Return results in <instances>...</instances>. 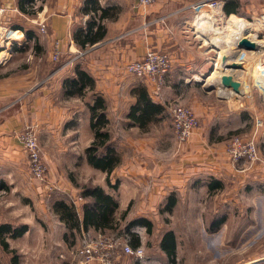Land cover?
<instances>
[{"label": "crops", "instance_id": "0c3cea01", "mask_svg": "<svg viewBox=\"0 0 264 264\" xmlns=\"http://www.w3.org/2000/svg\"><path fill=\"white\" fill-rule=\"evenodd\" d=\"M208 1L216 6L204 4ZM22 2L27 10L33 12V37L38 38L49 64L42 67L33 62L28 70L21 71L24 72L22 74L13 73L12 69L0 75V188H8L6 183L11 180V184L22 180L28 163L18 136L33 128L44 148L50 180L57 183L59 180L55 176L56 161H67L68 157H74V152H84L82 157L87 170L99 174L101 178L99 183L93 182V187H102L119 203L115 214L116 225L121 228L122 221L139 219L151 223V233L147 223L135 225L131 232L138 237V247H144L145 252L147 246L153 243L155 258L168 260L160 248L167 232L173 231L176 235V263L181 240L189 238L181 234L183 230L179 227L163 228L162 224L157 227V221L147 211H160L161 215H173L176 211H208L204 215L206 219L204 216L199 218L202 229L200 225L198 230L194 228L193 235L197 232L196 238L210 253L215 255L217 248H224V258L234 259L243 255L238 258L237 264H264V165L250 167L242 162L234 165L226 153L228 136H250L247 135L253 123L250 116L257 105L255 101H247L244 95H233L231 90H220L219 87L215 95L206 90V86L221 85L220 81L211 85L208 83L218 71L216 67L220 60L210 62L215 61L219 52L214 47L220 49L217 55L222 57L231 53L235 46L226 47L223 41H216L214 31L212 34L200 32H210L207 28L213 23L202 18L203 14L218 16L225 23L224 28L230 27L232 17L247 23L258 18L264 22V0H157L149 8L139 6L137 0H0V23L4 28L14 25V30L20 29L21 23L17 18L28 15L20 9ZM35 3H38V9L34 8ZM225 3L231 10L230 14L224 10ZM197 6L200 8L198 12ZM200 21L207 22V25L202 27ZM90 22L93 31L103 26L105 36L102 41L83 49L77 44L75 36H84ZM40 23L47 27L45 34L39 30ZM198 32L208 36H203L209 40L203 39L210 43L208 47L200 41ZM30 40L35 42V38ZM261 44L264 45V40ZM56 49L60 52L58 60L54 59ZM149 50L166 53L172 59L171 70L160 91H155L153 84L145 83L126 71L130 62L143 58ZM262 58L260 69L264 68V56ZM211 67L213 70L207 77ZM4 68L5 64L0 65V70ZM77 68L93 77L96 91L103 96L107 106L111 145L121 156V164L110 177L111 185H118L116 190L107 184V173L92 167L86 158L85 151L94 141L91 112L87 106L88 103L93 104V99L90 95L84 99L69 97L63 87L66 78L75 77ZM233 77L243 87L242 80L236 75ZM135 79L142 83H136ZM192 82L196 83L197 89L192 88L188 98ZM138 86L146 87L153 102L164 107V112L146 129L140 128L131 118V108L137 101L134 90ZM172 101L189 103L201 123L192 137V147L188 150L179 146L175 148L174 153L179 156L176 168L166 163L165 151L145 145L142 140L144 134L164 122L167 106ZM248 103L250 107L245 106ZM184 150L190 155L186 158L194 157L186 162V171ZM262 150L264 152V144ZM60 178L67 179V173ZM172 197L176 204L169 212L168 203ZM91 202V199L83 198L81 206H77L80 218H83L84 204ZM249 208L252 209L248 211ZM125 211L128 215L130 211L140 212L129 220L128 215L126 220H122L121 215ZM55 216L63 229L62 239L65 242L66 224L57 214ZM108 231L113 230L97 231L91 227L88 232L105 235ZM84 233H76L72 237L77 240ZM120 236L130 240L128 234ZM215 257L221 258L219 255Z\"/></svg>", "mask_w": 264, "mask_h": 264}, {"label": "rangeland", "instance_id": "374dc122", "mask_svg": "<svg viewBox=\"0 0 264 264\" xmlns=\"http://www.w3.org/2000/svg\"><path fill=\"white\" fill-rule=\"evenodd\" d=\"M35 4L36 5L34 8L38 9V3ZM31 16L32 15H25L24 17H21L19 19L17 18V20L21 23V27H23V29L28 32H32V28H33ZM215 18L216 17H214L213 19V23L207 28L208 30L210 29V32H207V30L200 32H203L204 34H208V33L212 34V31H214V29L213 30L211 29L212 27L215 26L216 28L218 27V29L221 28L222 31L224 32L223 34L232 33V35H234L232 29L223 27L225 26V23H223V21H220L218 16L216 19ZM13 26L11 27L6 26L7 28L6 29L4 28L5 26L2 23H0V65L5 64V68L3 70H0V75L9 73L12 69L13 70L11 72L16 74L21 71L28 70L33 62H35V64L36 63L39 64L42 67H47L49 63L45 59V55L43 54L42 48L40 47V49H37L35 46L36 41L34 42L33 40H30L28 36L25 34L24 30L22 29L14 30ZM190 26L191 25L189 24L187 28L189 29ZM38 27L42 34H45L47 32V27L44 23H40ZM202 27H205V25H203ZM2 28L5 30H3ZM42 29L45 30L42 31ZM196 29L198 28L196 27ZM200 32H198V34H200ZM248 34L250 35L255 34V36H257L256 30L253 29L252 31L249 30ZM17 35L18 36L21 35L20 36L21 38L19 37L20 38L19 39ZM220 35L222 36V34H219L217 35V37H220ZM203 36L206 37L205 35L200 34L199 39L203 43V45H206V47H208L207 45H210V43H208L209 40L205 39ZM209 37L211 36L209 35ZM206 38H208V36ZM203 39L208 40V42L207 41L204 42ZM260 39L264 40L262 34L260 35ZM260 39L259 38L256 39V42L261 44ZM212 40L214 41L213 38ZM213 43L216 46L215 42ZM214 48L215 50H218L220 52V49H218L217 47ZM233 49L231 50V53H228L229 55L227 57L231 58L232 59L231 61H235L233 58L236 57L237 59L236 61L238 63L239 60L241 59L240 62L244 63V67H243V71H229L230 73H228V75L229 74L231 75V73L234 72L232 76L236 75L238 79L242 80L243 87L239 90L241 92V94L239 95L240 96L244 95L247 101H251V102L255 101L257 105V109L255 110V112H252L253 114L252 116H250L253 122L251 124V129L249 131V134H247L250 136L238 134L231 137L228 136L227 139L229 138L228 139L229 141L233 137H238L242 140L255 139L260 150L258 152L259 156L262 159V162L259 164L264 165V152L262 150L264 144V140H263L264 139V90L260 85H258L259 83L257 82V78H258L257 76L259 74V71L261 69H264V68L260 69V66H262L261 65V60L263 59L262 56H264L262 55V53L264 52V48L262 52L259 51L260 53L239 50L237 47H234ZM219 52L217 53L216 51L217 54H219ZM217 54L215 56V61H210V62L216 63L221 58V56L219 57V55ZM12 55L14 56L12 57ZM40 58L42 59L39 60ZM212 70L213 69L211 67L209 73L207 74V77L210 76ZM22 73L24 72H21V74ZM166 77L167 76L164 77L162 83L159 84L157 83L152 85L155 91H160L164 87ZM192 79L194 80V78ZM135 81L136 83L138 82L142 83L138 79H135ZM142 81L147 83L144 80ZM217 81L219 82L220 78L217 79ZM217 81L215 83H217ZM151 84L152 83L150 82V85ZM195 86L196 83L193 82L192 85L189 86L188 98H190L191 96L192 88L197 89ZM211 86H213L215 90H208L209 88L207 86H206V90L212 93V95H215L216 90H218L219 87L220 89L221 88L224 89L222 85L219 86L217 84L215 85L212 84ZM243 101L244 99L242 100V104ZM173 104H180L184 107L190 108L196 115L195 111L193 110V108L189 103H184L181 101H172L167 106V110L164 116L165 117L164 122L162 124L157 125L156 127H153V129L149 133L144 134L142 136L143 137L142 140H144V143H146L145 145H149L150 147L155 146L158 147L160 151H165L164 159H166V163L167 164L169 163L172 165L171 167L176 168L178 166L175 164L176 162L179 163L178 160L179 156L178 154L174 153L175 148L179 146L178 148L183 149L185 147L184 149L188 150L190 146L192 147L191 145L192 138L186 141L184 144H181L177 141L174 134L172 115L170 112ZM245 106L250 107L251 104L248 103ZM196 117L199 122L198 129H200L201 123L197 115ZM36 135L39 139L37 132ZM40 146H41L40 149L43 154V158H45L44 148L42 144H40ZM196 149L197 151H200L199 146H196ZM74 153L72 154L74 157L73 158L68 157L67 161L66 159L58 160V162L56 161L57 170L55 171L56 173L55 176L59 178L58 183L52 182L53 180H50L51 176H50V168L48 164V177L44 181L35 180L31 176L28 167L26 170L23 169L25 170L24 176H22L23 178H21L22 180L20 182L19 181L18 183L13 182L14 184H11L12 183L11 180L10 182L6 183V186L8 188L6 189L0 188V222H8L16 227H20L24 225H27L29 227V230L26 231L24 234L20 235L18 238H14V239L9 238V243L11 248L16 249L21 255L20 264H85L82 261L78 260V255H77V249L80 248L83 242V238L86 236L87 238L95 239L99 236H102L101 234L98 235V233H94V232H90V233L85 232L84 236L83 235L78 236L77 240H75L72 236H70L69 242L68 244H66L62 239L63 229L61 228V224L56 218L55 214L53 213L52 208L56 200L64 199L67 200L69 203L73 204L71 198L72 199L82 198L81 190L80 188H78L79 186L93 187L94 185L93 182L99 183L98 181H101L99 174L97 175L87 170L85 166L86 165L85 159L82 157L84 155V152L77 151ZM184 155H185L184 163H185V171H186L187 168L186 166L188 164L186 162L192 161L194 158L193 157L194 154L192 155L193 158H186V156H190L188 151L187 152L185 151ZM64 162L66 165V169L62 167ZM246 165L250 166L249 164ZM65 172L67 173V179L60 178V176L63 175ZM75 182L78 184V187L74 185ZM77 204L78 205H75L76 208L77 206L79 207L81 206V202ZM251 209L252 208H249L248 211H250ZM138 212L130 211L127 219L128 220L131 219ZM147 212H149V215L153 220L157 221V227L159 226V224H162L163 228H169L171 226L179 227L183 230L182 232L180 231L181 234L184 233L185 236L186 235L188 236L189 240H187L186 237H183V239L181 240L179 253H178L179 259L175 264H237L238 258H242L241 256H243V255L241 256L239 255L236 256L234 259L224 258V256L226 255L225 254L226 249L217 248L215 250V255L216 256L219 255L221 258H216L215 255L210 253V251L202 245V242H199V239L196 238L197 232H195V236L193 235L194 228L198 230V227L200 225L202 229V224L200 223L199 218H202L204 215H206L208 211H176L174 212L173 215L171 214L161 215L160 211H147ZM204 219H206V216H204ZM126 222L125 221L121 222L122 224L119 231L124 229ZM119 231L118 230L108 231L105 234V236H107L106 238L110 240L124 239L121 236H119L118 234L120 233ZM153 250H154V246L152 243L150 246H147L145 256L140 261L139 259H136L135 257L132 256H129V258L127 259L126 256L128 255H125L124 253L122 254V250L119 249V257L115 261V264H172L166 259L160 260L159 258H155V255L152 254L154 252ZM0 262L2 264H10V255L6 253L1 248V246H0ZM89 264H98V263L94 261Z\"/></svg>", "mask_w": 264, "mask_h": 264}, {"label": "trees", "instance_id": "16d2710c", "mask_svg": "<svg viewBox=\"0 0 264 264\" xmlns=\"http://www.w3.org/2000/svg\"><path fill=\"white\" fill-rule=\"evenodd\" d=\"M25 3L20 4V9L25 14L31 15L33 12L27 10L24 7ZM95 9V8H94ZM224 10L227 14H230L231 10L224 5ZM104 12L102 13V17ZM88 27L84 36L76 35L77 44L83 48L93 46L94 44L103 40L105 36V29L103 26L97 27L96 31L92 30V26ZM20 29L24 30L20 27ZM29 39L35 38L36 48L40 49L38 38L33 37V32L24 30ZM75 77H69L64 80L63 87L67 96L71 97H90L93 99V104L88 103L87 106L91 112V128L94 132V141L90 147L85 151L86 158L89 164L103 172L107 173V184L114 190L118 185H111V174L121 164V156L115 152L112 148V136L108 130L109 120L107 118V106L103 96L96 91L95 80L85 70L77 68L75 71ZM134 94L137 98L136 103L131 108V118L138 124L140 128L145 127L152 121L157 119V116L164 112V107L157 105L151 99L146 87L138 86L134 90ZM74 185L78 187L75 182ZM81 190V197L85 199H91V203H85L83 206V218H80L76 206L69 203L67 200L58 199L53 204V211L57 214L62 222L66 224L68 232L64 235L65 242L69 241L70 236L75 237V234L81 232H88L92 227L95 230L111 229L113 231H119V224L116 225L115 214L119 208L118 201L110 194H107L105 190L100 187L84 186L78 187ZM174 197L169 200L168 210L173 211L175 206ZM128 211H125L121 215L122 220H126ZM147 223L148 232L151 233V223L145 219L132 220L126 222L124 229L119 231L120 235L128 234L129 244L133 248H137L140 245L138 237L131 232V229L138 224ZM29 230L27 225L16 227L8 222L0 224V246L10 255V264H20L21 255L16 249H12L9 243V238H18ZM160 248L166 254L168 260L175 264L177 258V245L176 235L173 231L167 232L160 244ZM0 264H2L0 262Z\"/></svg>", "mask_w": 264, "mask_h": 264}, {"label": "built area", "instance_id": "2783aa9c", "mask_svg": "<svg viewBox=\"0 0 264 264\" xmlns=\"http://www.w3.org/2000/svg\"><path fill=\"white\" fill-rule=\"evenodd\" d=\"M138 5L143 8L151 7L157 0H137ZM204 4H211L216 6L215 3L207 2ZM216 8V7H214ZM199 6L196 11H199ZM197 27V26H196ZM198 28V27H197ZM256 30L257 38L264 32V22L261 18L254 19L248 23L244 30ZM199 29V28H198ZM45 29H42L44 31ZM262 43L263 40L260 39ZM60 52L56 49L54 56L55 60L59 59ZM172 67V61L168 54L155 50H149L143 58L130 62L126 71L128 74L151 82L152 84L162 83L164 77L169 73ZM171 115L173 121L174 134L177 141L184 144L190 140L198 129L199 122L194 112L187 107L180 104H173L171 107ZM18 139L26 152L28 167L31 176L35 180L44 181L48 177V164L43 158L40 149V142L34 129H28L19 134ZM259 149L255 139L242 140L238 137H233L226 147V153L234 165L239 163H247L250 167H254L262 162L259 156ZM74 205L82 202L83 198L72 199ZM107 236L102 235L95 239L83 238L80 248L77 249L78 260L83 263H91L96 261L98 264H115L119 257V249L122 254L135 257L136 259L144 258V247L133 248L128 241V238L110 240ZM123 238V237H122Z\"/></svg>", "mask_w": 264, "mask_h": 264}, {"label": "bare ground", "instance_id": "6f19581e", "mask_svg": "<svg viewBox=\"0 0 264 264\" xmlns=\"http://www.w3.org/2000/svg\"><path fill=\"white\" fill-rule=\"evenodd\" d=\"M202 18H206V19H208L209 21H213V18H214V15L213 14H203L202 15ZM202 18H201V20H202ZM232 19H233V21L232 22H230V24H229V26L230 27H228V28H230V29H232V31L234 32V35H235V38H234V35H232V33H230V35L228 34V35H224L223 34V31H220V29H218V28H214V33H216V35H219V34H222V36L220 35V37H217L216 36V41H223L224 42V45L226 46V47H233V46H235V47H237V45L240 43V41L242 40V39H249V40H251V41H256V39H258V38H256L257 36H255V34H245L244 32H245V28L247 27V25H248V23H247V21H244V20H242V19H237L236 17H232ZM200 23H201V21H200ZM202 25H205V24H207V22H205V21H203L202 23H201ZM231 31V32H232ZM243 34V35H242ZM223 36H225L224 38V40H222L223 39ZM17 38V37H16ZM20 39V38H19ZM215 41V40H214ZM239 41V42H238ZM257 41H259V40H257ZM222 48H224V47H222ZM229 48V49H230ZM262 52V51H261ZM257 53V52H256ZM260 53V52H259ZM4 55V54H3ZM6 55V54H5ZM259 55V54H258ZM257 55V56H258ZM227 57L228 56V54H225V55H223L221 58H220V60L217 62V67H216V69L218 68V71H215V73L210 77V79L208 80L209 82L208 83H210V85H211V83H215V80L217 81V79H219L220 78V82H221V79H223V77L225 76V75H228L226 72L228 71V70H230V71H243V67H244V63H240V65H241V69H239V70H232V69H229L228 67H226L225 66V61H224V58L223 57ZM3 57V56H2ZM220 72H221V74H223V75H221L220 74ZM255 74V73H254ZM230 75V74H229ZM258 78H257V82L259 83L258 85H260L262 88H263V90H264V69H261L260 71H259V74H258V76H257ZM238 83H239V89H241L242 88V84H241V82H239V81H237ZM209 85V84H208ZM221 90V89H220ZM234 94V93H233Z\"/></svg>", "mask_w": 264, "mask_h": 264}, {"label": "water", "instance_id": "95a60500", "mask_svg": "<svg viewBox=\"0 0 264 264\" xmlns=\"http://www.w3.org/2000/svg\"><path fill=\"white\" fill-rule=\"evenodd\" d=\"M245 34L249 33V30H245L244 32ZM237 48L239 50H245L248 52H259L262 51L264 48V45L256 42V41H251L249 39H242L240 41V43L237 45ZM224 61H225V66L228 67L229 69L232 70H239L241 69V65L240 63H238L236 60V57H234L233 59L235 61H231L232 59L229 57H223ZM221 85L223 86L224 89H229L231 90V92H233L234 94H241V92L239 91V83L234 80L232 75H225L223 77V79H221ZM208 90H214L215 88L213 86L208 87Z\"/></svg>", "mask_w": 264, "mask_h": 264}]
</instances>
